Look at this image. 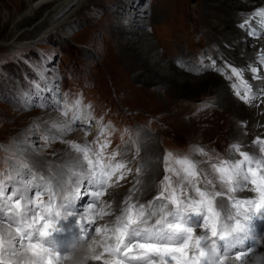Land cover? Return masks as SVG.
I'll return each mask as SVG.
<instances>
[{
	"label": "snow or ice",
	"instance_id": "1",
	"mask_svg": "<svg viewBox=\"0 0 264 264\" xmlns=\"http://www.w3.org/2000/svg\"><path fill=\"white\" fill-rule=\"evenodd\" d=\"M255 16L264 18V9ZM258 62L264 65V52ZM231 73L238 81L231 85L235 95L250 103L256 93L243 78L245 69L231 67ZM258 91L264 93V88ZM54 107L68 120L51 123L42 139L45 146L67 143L65 157L41 162L20 145L0 170V264H63L75 255L69 253L71 241H86L78 264H251L256 245L264 241V140L257 137L251 153L233 143L227 158L198 146L193 153L203 160L166 153L163 177L147 203H140L145 181L139 177L151 163L141 162L117 214L102 198L133 172L127 155L131 149L133 159L139 156V131L133 130L135 138L129 136L124 151L110 153L109 126H102L91 143L63 141L79 119V109L72 112L59 103ZM155 171L158 175L159 169ZM84 188L91 189V201L78 209ZM241 192L253 195L242 198L237 195ZM106 216L112 219L97 224Z\"/></svg>",
	"mask_w": 264,
	"mask_h": 264
},
{
	"label": "rangeland",
	"instance_id": "2",
	"mask_svg": "<svg viewBox=\"0 0 264 264\" xmlns=\"http://www.w3.org/2000/svg\"><path fill=\"white\" fill-rule=\"evenodd\" d=\"M9 1L0 0V170L7 167L4 160L12 155L13 149L20 146L16 145L19 143L24 144L29 156L34 153L41 162H56L54 155L58 149L61 150L57 160L65 157L67 151L64 149L67 148L69 151L68 144L65 146L62 141H56L45 146L42 139L46 128L44 123L54 122L56 118L58 122H67L65 117H60V111L52 107L54 106L50 101L52 96L57 99L54 103L59 102L60 105L66 104L70 107L75 105L76 101H80L77 106L78 120H81L80 114L85 112L92 118L91 127L109 126L112 130L109 138L121 151L125 150V141L130 135L135 138L133 130L139 131L140 154L133 159V151L129 149L127 160L131 161L134 172L141 162L153 163L145 172L147 175L144 177V173L139 177L140 179L148 177L153 168L159 169L158 175L149 176L152 181H149V188L147 187L140 196V202H147L156 195L154 184H158L163 177L162 161L166 153L171 152L180 157L191 154L192 158L203 160L204 157L193 153L194 147H201L213 156L219 154L222 158L228 157L229 146L236 142L245 143L249 149L253 148L249 144L254 137L250 134L249 118L236 120L229 115L220 121L221 127L219 125L218 128L222 129L219 130L203 128L197 123L193 125V120L190 123L194 113H198L209 102L216 103L214 95L209 94H212V90L199 91L194 98L183 100L171 89L158 83L147 69L136 63L135 55L131 52L129 54L118 38L120 33L124 34L126 27L130 28L127 20L124 19L126 14L118 15L121 0H91L90 5L79 12L77 19L75 18L67 28L42 39H39V33L42 31H34L41 19V14L31 20L26 28L11 29L7 22L10 23L23 11H16L11 3L6 9L3 5ZM11 1L20 3L22 0ZM32 1L34 0H30ZM178 1V6L185 9L184 13L190 14L193 10L192 0ZM158 2L159 0H143L141 3V6L149 8V10L146 8L147 16H150L149 13L152 14L149 19L139 18L136 22L138 25L136 29L142 24V28L138 30H144L143 36L148 37L147 35L152 34L143 25L154 23L152 16L155 13L153 10L156 9H153L150 4L157 7ZM242 2L246 6L254 3L247 0ZM165 3L170 9L172 8L171 15L173 7L175 8L174 0L165 1ZM235 19H232L231 23L237 24ZM166 20L167 18L164 21L155 19L154 24L159 26L153 32L163 49L167 47L168 32L173 34L170 22L169 25H160ZM168 20L171 21L173 18L170 17ZM187 26L190 42L184 47L185 50L174 48L167 53L166 49L167 54L159 52L161 58L165 57L168 63L175 64L177 67L181 64L179 65L176 60L181 59L180 61L186 63L193 71V67L199 66L197 63L206 54H215L231 63L237 62L235 57L226 53L238 48L237 43L230 45L228 40L222 39L221 44L224 50H219L218 45L204 49L205 34L198 28L193 31L191 23ZM178 27L175 28L176 33ZM29 28L32 33L20 38L24 30ZM155 38L153 37V40ZM160 46H158L159 49ZM183 70L192 75L189 68ZM177 71L179 75L180 72L178 69ZM182 76V74L179 75V77ZM47 85L52 87L51 92H48ZM226 90L228 91L227 88ZM213 91L216 92L214 88ZM220 94L216 93V95ZM77 107H72V112H77ZM69 115L71 117L72 113ZM50 117L54 118L50 119ZM72 124L73 130L66 134L73 133L69 141L89 143L93 132L88 134L78 132L74 135V131H77L80 124ZM235 124L237 126L235 131L224 129ZM36 125H39V129L35 127ZM78 135H83L85 138L79 140ZM143 144L145 147L142 146ZM144 148L147 150V155L142 154ZM201 167L207 168V165L202 164ZM132 176L134 178L114 191L120 189L126 194L129 193L137 180L136 173ZM121 197V194L117 197L116 205H120L123 198ZM108 201H110L109 198ZM117 208L118 206L115 210Z\"/></svg>",
	"mask_w": 264,
	"mask_h": 264
},
{
	"label": "bare ground",
	"instance_id": "3",
	"mask_svg": "<svg viewBox=\"0 0 264 264\" xmlns=\"http://www.w3.org/2000/svg\"><path fill=\"white\" fill-rule=\"evenodd\" d=\"M165 1L168 2L169 0H159L157 7H155L156 5L152 6L153 5L152 3H151L152 5L150 4V6L153 9H156L153 10L151 8L155 12L152 16L154 23H155V19L156 21L159 20L164 21L166 18L167 20L160 25L162 26L166 24L169 25L168 23L169 22L171 23V29L173 34L171 35L170 32H168L169 34L168 41L166 40L167 38L165 39L167 41L166 42L167 53H169L170 50L174 48L185 50L184 47H186L187 43L190 42L188 38L189 34L187 32V28H188L187 24L189 25L190 23L192 24L193 31H196V29L198 28L205 34L206 45L203 47L204 49L218 45L219 50L220 49L224 50L221 44L222 39L228 40L230 42V45H233L234 42L237 43L238 48L229 50L228 52L225 51L227 54L229 53L233 57H235L237 61L236 64L245 65L247 63L254 62L255 52L257 51V49L259 47H262L264 49V40L262 39L259 40L257 44L253 43V45L250 47L249 45L250 42L246 37L245 31L240 29L238 25L235 24V22L231 23L232 19L236 18L235 20L237 22H240L243 19V17L239 14L240 11L245 12L246 10H251L255 6L264 3V0H247L248 2H255L251 6H246V4L242 2L243 0H200V1L192 0L193 10L191 11L190 14H188L187 12L185 14L184 13L185 9H183V7L181 6H178L179 1L174 0L175 8L173 7V13L171 15L170 13L172 8L170 9L169 5H166ZM142 2L143 0H123V1L121 0V2L119 1L118 15L121 16V14L122 15L126 14L124 19L127 20V23L130 25V28L126 27L124 34L121 35L120 33L121 37L119 34L117 33L116 34L119 35L118 38L120 44L123 43L121 45H123L126 48V50L129 51V54L131 52L133 55H135L134 59L138 65L140 64L145 69H147V72L151 73L154 79L158 83H161L165 85L167 88L171 89L173 93L182 97L183 100L194 98V95L197 94V92L199 91L205 92L206 89L212 90V94L211 93L209 94L212 96L214 95L216 103L209 102V104L203 107L202 109H200L198 113H194L193 118H190V123L191 120H193L192 122L193 125L197 123L201 125L203 128L209 127L213 130L215 128L219 130L222 129V128H218V126L221 124L220 121L223 120L225 117H229V115L231 118L234 117L236 120H238L239 118H249V122L252 127V130L258 132V134H260L261 136H264V93L259 92L258 89H256V91L260 94L261 97L259 98L260 103L259 104L256 103L253 107H247L244 104L237 101L233 96H231V94L228 93V91L226 90L225 82L221 79L219 75L212 72H208L211 69L210 67L205 66L207 71L203 69L204 71L202 73H199L198 76H193L194 74L197 73H193L194 71L191 70L190 67L186 65V63L181 62L180 61L181 59L176 60V62L178 61L179 64H182L181 66L177 67L175 66V64L168 63L165 57L161 58L159 52L163 54L164 53L167 54L166 49H163L162 46H160V44L157 42V39L155 38V35L153 34L154 30L159 25H155L154 23L143 25L144 28H148L150 33H152L150 35H147L149 38L142 35L144 30L143 31L138 30L139 28H142V24L141 27L137 29L135 28L138 27L136 22L139 18L143 19L147 17L149 19L152 15L151 13H149L150 16H147L148 15V12L146 11L147 7L145 8L141 6ZM163 2L165 3L164 5L162 4ZM10 3L15 6L16 11L18 12L23 11L14 20H11L10 23L9 21L8 22L6 21L7 24H10L11 29L20 30L22 28H26V25L31 20H33L39 14H41V19L34 28V31L35 32L42 31V33H39L40 34L39 39L40 38L42 39L47 35L50 36V35L58 34L59 31H62L63 29L67 28L71 24V22H73V20L76 17H78V13L82 12V10H85L90 5L91 0H34L32 2H30V0H22L20 3H15L10 0L9 2H6V4H4L3 6L7 9ZM179 7H181V9ZM147 9L149 10V8ZM9 14L11 15L10 12ZM175 16L177 17L176 19ZM170 17H172L173 20L171 21L168 20ZM115 21H116V17H115ZM117 24H119L118 21ZM176 27H178V29H176L177 33L175 32ZM31 33H32L31 28L24 30V32L20 35V38L21 36L24 37L30 35ZM153 37L155 38V40H153ZM157 45L160 46V49ZM176 68L180 72L179 75L181 74L183 75L182 77H179ZM188 68L191 71L192 75L184 72L183 69H188ZM47 88L49 90L48 92L52 91L51 86H48ZM213 88L215 89L216 92L213 91ZM262 88L264 87L262 86ZM216 93H221V94L216 95ZM50 101L51 104L53 105L59 103V102L54 103L57 101V99H55V96L54 97L52 96ZM54 117H50V119H53ZM60 117L63 118L61 115ZM83 117L85 118L82 119ZM65 119L68 120V118ZM81 119L82 120L80 122H75V123H79L80 126L77 127L76 129L77 131H74V135H76V133L78 132H84V130L87 131L89 130L87 124L88 121H90L92 118L88 115V113L84 112L83 114H81ZM54 121L58 122V118H56V120L54 119ZM51 123L53 122L48 121V123H44V124L47 127L51 125ZM72 125L73 124H71V128ZM93 128L96 129V126H94ZM224 129H229L230 131H232L231 129H233V131H235L237 129V126L235 124L232 127L230 126L227 128L225 127ZM230 131L229 133H233ZM72 135L73 133H71L70 135H65L63 137V141H69L70 140L69 138L73 137ZM78 138L79 140H83L85 137H83V135H78ZM57 141L60 142V140ZM63 144H65V146L67 145V143L65 142H63ZM16 145L24 146V144L21 143ZM142 146L145 147V144H143ZM244 147L247 148L245 146V143H244ZM60 150L61 149L56 150V153L54 155L56 162L58 161L57 158H58V154L60 153ZM64 150H66L67 153L69 152L67 148H65ZM71 154L75 155V153H71ZM142 154L147 155V150L145 148L143 149ZM152 174H156L154 168L151 171L150 175ZM146 175L147 173L144 174V177ZM150 175H148V177ZM148 177H146L145 179L142 178L145 181L143 192L147 187L149 188V181H152L150 177L149 178ZM117 193L119 195L120 194L122 195L123 197V198L121 197L122 200L126 195H128V193L126 194L124 193L123 190L120 189H117V191L109 190L106 196V200H104V202H110L112 204V209L118 214L119 205L115 204L117 197H119ZM108 198L110 199V201H108ZM117 206L118 208L115 210ZM111 219L112 217L106 216L104 220H102V223ZM84 247L85 245L74 256L73 261H78L80 259ZM70 262L71 261H68L67 263Z\"/></svg>",
	"mask_w": 264,
	"mask_h": 264
}]
</instances>
